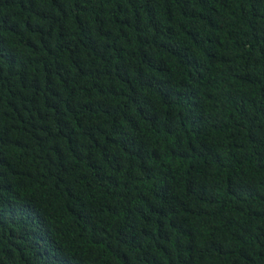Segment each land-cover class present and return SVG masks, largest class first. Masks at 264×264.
Here are the masks:
<instances>
[{"label": "trees", "instance_id": "16d2710c", "mask_svg": "<svg viewBox=\"0 0 264 264\" xmlns=\"http://www.w3.org/2000/svg\"><path fill=\"white\" fill-rule=\"evenodd\" d=\"M0 264H264V0H0Z\"/></svg>", "mask_w": 264, "mask_h": 264}]
</instances>
